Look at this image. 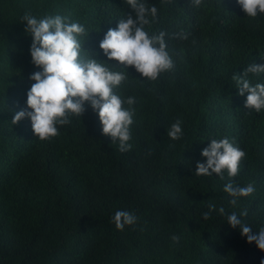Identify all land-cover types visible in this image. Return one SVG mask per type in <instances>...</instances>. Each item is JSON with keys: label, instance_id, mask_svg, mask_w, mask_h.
Instances as JSON below:
<instances>
[{"label": "trees", "instance_id": "16d2710c", "mask_svg": "<svg viewBox=\"0 0 264 264\" xmlns=\"http://www.w3.org/2000/svg\"><path fill=\"white\" fill-rule=\"evenodd\" d=\"M151 2L159 10L152 29L165 30L175 68L156 80L129 68L138 78L129 75L120 92L137 97L133 147L120 152L90 108L49 140L37 139L28 119L11 118L25 106L36 70L26 11L69 15L89 31L82 46L98 50L107 28L131 9L123 0H0V264H260L264 251L226 215L201 212L209 203L225 213L247 208L242 219L254 231L264 225V110L246 111L232 78L247 63L264 62V18L243 16L235 0H204L199 8ZM248 78L264 81V74ZM176 117L185 135L172 141L165 128ZM222 135L245 151L232 179L256 188L237 205L215 173L193 175L200 148ZM117 208L134 211L136 223L116 229Z\"/></svg>", "mask_w": 264, "mask_h": 264}, {"label": "clouds", "instance_id": "9594fccd", "mask_svg": "<svg viewBox=\"0 0 264 264\" xmlns=\"http://www.w3.org/2000/svg\"><path fill=\"white\" fill-rule=\"evenodd\" d=\"M123 2L131 11L119 17L115 27L107 28L98 41V50L82 46L89 31L69 15L54 12L37 16L26 11L21 16V21L25 22V33L31 36L28 52L36 70L28 74L32 82L25 92V106L14 112L13 124L28 119L33 135L39 140H49L59 134V126L71 124L73 117L82 118L90 108L98 118L102 135L117 142L120 152L132 149L137 97L123 96L120 92L121 85L130 83L129 75L132 74L129 68L138 73L141 80H156L160 74L174 70L175 61L165 39V30L152 29L158 19L156 4L151 0ZM189 2L199 8L204 0ZM235 2L243 16L264 18V0ZM82 35L83 41L80 39ZM178 35L187 39L189 34L182 31ZM249 73L254 76L264 74V62H249L240 74L234 73L232 77L237 85V94L244 96L246 111L259 113L264 110V81L256 79L253 82L248 78ZM165 129L172 141L182 140L185 135L180 117ZM199 155L204 159L195 161L193 175L211 177L215 173L225 181L222 190L229 194V204L237 205L238 198L255 192L253 183L242 185L232 179L237 176L245 156L244 149L235 143L234 138L227 135L208 138ZM213 209L226 215L229 227L238 229L246 242H254L258 249L264 251V225L254 231L242 219L248 214L247 208H241L239 213H225L223 205L217 208L209 203L208 211L201 212L202 218L207 219ZM137 220L136 213L125 208L115 209L111 216L118 230L134 225ZM171 240L178 242L180 236L173 233ZM260 264H264V257H261Z\"/></svg>", "mask_w": 264, "mask_h": 264}]
</instances>
